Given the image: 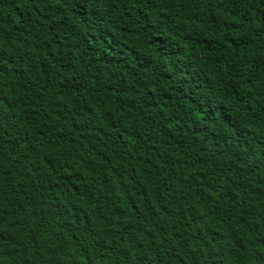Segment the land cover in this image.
Here are the masks:
<instances>
[{
  "label": "trees",
  "instance_id": "obj_1",
  "mask_svg": "<svg viewBox=\"0 0 264 264\" xmlns=\"http://www.w3.org/2000/svg\"><path fill=\"white\" fill-rule=\"evenodd\" d=\"M264 0H0V264H260Z\"/></svg>",
  "mask_w": 264,
  "mask_h": 264
},
{
  "label": "snow or ice",
  "instance_id": "obj_2",
  "mask_svg": "<svg viewBox=\"0 0 264 264\" xmlns=\"http://www.w3.org/2000/svg\"><path fill=\"white\" fill-rule=\"evenodd\" d=\"M260 264H264V255L260 257Z\"/></svg>",
  "mask_w": 264,
  "mask_h": 264
}]
</instances>
